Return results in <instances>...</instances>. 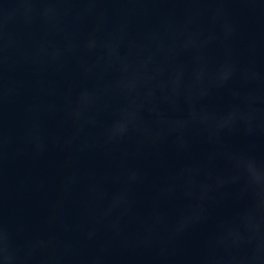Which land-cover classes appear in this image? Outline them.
<instances>
[{"label":"water","instance_id":"1","mask_svg":"<svg viewBox=\"0 0 264 264\" xmlns=\"http://www.w3.org/2000/svg\"><path fill=\"white\" fill-rule=\"evenodd\" d=\"M0 264H264V0H0Z\"/></svg>","mask_w":264,"mask_h":264}]
</instances>
